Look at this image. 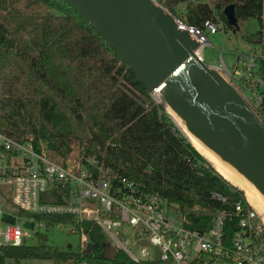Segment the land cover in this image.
<instances>
[{
  "label": "trees",
  "instance_id": "16d2710c",
  "mask_svg": "<svg viewBox=\"0 0 264 264\" xmlns=\"http://www.w3.org/2000/svg\"><path fill=\"white\" fill-rule=\"evenodd\" d=\"M157 1L200 28L207 20H219L224 31L233 32L224 14L229 4L235 5L239 24L256 19L258 30L245 31L242 38L261 48L258 72L264 80V0ZM9 2L0 0V126L7 133L18 139L32 138L37 146L43 144L50 153L63 157L74 145L85 146L87 154H96L145 183L196 221L210 219L217 209L244 200L238 186L206 160L180 132L164 105L155 102L119 54L65 0ZM15 2L26 8V12L16 10V27L6 14L8 4ZM261 94L258 113L264 118V88ZM59 192H49L45 201H64ZM14 211L25 214L18 208ZM42 218L45 230L60 223L82 227L93 251L54 246L38 230L36 244L2 246L0 264L6 257L51 259L55 264H163L137 263L123 250L113 259L105 258L109 241L92 220L77 222L70 215ZM4 221L14 222V218L5 215Z\"/></svg>",
  "mask_w": 264,
  "mask_h": 264
},
{
  "label": "built area",
  "instance_id": "2783aa9c",
  "mask_svg": "<svg viewBox=\"0 0 264 264\" xmlns=\"http://www.w3.org/2000/svg\"><path fill=\"white\" fill-rule=\"evenodd\" d=\"M175 18L178 28L189 31L199 42L198 54L204 60L203 47L210 43L206 31L221 30L219 20H207L200 28ZM261 56V48L255 47L238 51L232 69L224 61L215 65L257 112L264 88L258 72ZM68 156L50 153L32 138L18 139L0 126V248L25 244L31 233L46 229L43 216L70 215L77 222L94 221L110 243L137 263L264 264V220L245 194L244 200L217 209L210 219L196 221L145 183L96 154H87L85 146L78 148L76 156ZM54 189L64 201H45ZM2 194L25 214L4 210ZM5 215L14 222L4 221ZM71 226L81 236L79 247L85 249L90 242L88 234L82 227Z\"/></svg>",
  "mask_w": 264,
  "mask_h": 264
},
{
  "label": "water",
  "instance_id": "95a60500",
  "mask_svg": "<svg viewBox=\"0 0 264 264\" xmlns=\"http://www.w3.org/2000/svg\"><path fill=\"white\" fill-rule=\"evenodd\" d=\"M65 1L102 35L150 94L160 89L171 117L264 200V120L219 67L202 59L199 42L178 28L174 14L157 0ZM224 14L237 33L235 5H227ZM104 249L107 259L119 252L110 242ZM92 251L89 242L84 253Z\"/></svg>",
  "mask_w": 264,
  "mask_h": 264
},
{
  "label": "rangeland",
  "instance_id": "374dc122",
  "mask_svg": "<svg viewBox=\"0 0 264 264\" xmlns=\"http://www.w3.org/2000/svg\"><path fill=\"white\" fill-rule=\"evenodd\" d=\"M8 2H9V0H8ZM20 9L26 12L25 5L22 2H15L12 5L8 4V9H7L8 12H6V14L8 16V20H10V22L12 23V26L14 25V27H16V23H15L16 21H15L13 16H15L14 14H16V10L19 11ZM10 12H13V13H10ZM217 18L219 19V17H217ZM219 23L221 24L222 29L219 30L217 33H211V32L206 31L208 39L210 40V43L206 44L203 47L204 61L210 65H222L223 61H224L228 65V67L232 69L234 66V59H235L236 53L238 51L251 50V49L255 48V47H247V45H249V44L243 40L242 34L245 31H252V32L257 31L259 28V25H258V22L256 19H250L247 22H241L240 23V30L237 33H233V32L224 31L227 29L224 28L222 22H219ZM154 93L155 94H152V97L155 100V102L164 105V108H165V102L162 100V95L161 94L157 95L156 91ZM262 119L264 120L263 117H262ZM174 122L176 123L177 128L180 130V132L184 136H186V134L183 132V130L180 128V126L177 124V122L175 120H174ZM77 152H78V147L76 145H74V149L68 155L69 156H71V155L76 156ZM205 158H206V156H205ZM206 160L216 170H218L213 165L212 162H210L207 158H206ZM218 172H219V170H218ZM237 189L240 192H242L243 194H245V192L243 190H241L239 187H237ZM7 198H8V195L2 194V197H1L2 208L4 210L14 209V206L12 205V203H10L9 200H7ZM42 231H44V233H46L47 242L49 244L54 245V246H57V247H60L63 249H66L68 246H71L75 249V248H78V246L80 244V240H81L80 234L77 233L76 230H74V228L68 223H60V224L56 225L55 227H53L49 230L43 229ZM120 236L122 238H124L123 235H120ZM25 243L29 244V245L36 244L37 243L36 234L31 233L30 236L27 238ZM134 251L136 254H139V248L138 247H135ZM152 255H154L157 258V251L155 249H153ZM4 264H55V263L51 259L24 258V259H20L19 261H17L15 258L6 257L4 259Z\"/></svg>",
  "mask_w": 264,
  "mask_h": 264
},
{
  "label": "bare ground",
  "instance_id": "6f19581e",
  "mask_svg": "<svg viewBox=\"0 0 264 264\" xmlns=\"http://www.w3.org/2000/svg\"><path fill=\"white\" fill-rule=\"evenodd\" d=\"M200 52V51H199ZM157 95H160V89L155 90ZM154 91V92H155ZM177 124L190 139L193 145L204 155L206 158L213 163V165L220 171V173L230 180L233 184L238 186L245 192L246 198L249 203L258 211L261 218L264 220V200L255 191V189L237 172L231 167L225 165L221 160L212 152L207 150L183 125V123L175 116ZM253 203V204H252ZM260 211V212H259Z\"/></svg>",
  "mask_w": 264,
  "mask_h": 264
},
{
  "label": "crops",
  "instance_id": "0c3cea01",
  "mask_svg": "<svg viewBox=\"0 0 264 264\" xmlns=\"http://www.w3.org/2000/svg\"><path fill=\"white\" fill-rule=\"evenodd\" d=\"M252 32V31H251ZM248 43V42H247ZM249 45H247V47H259V46H257V45H253V44H250V43H248Z\"/></svg>",
  "mask_w": 264,
  "mask_h": 264
}]
</instances>
